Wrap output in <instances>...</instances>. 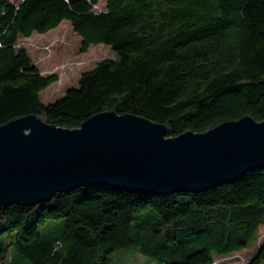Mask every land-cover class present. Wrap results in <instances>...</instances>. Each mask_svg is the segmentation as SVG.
Instances as JSON below:
<instances>
[{"label": "trees", "instance_id": "trees-1", "mask_svg": "<svg viewBox=\"0 0 264 264\" xmlns=\"http://www.w3.org/2000/svg\"><path fill=\"white\" fill-rule=\"evenodd\" d=\"M0 0V126L36 115L74 129L133 114L167 136L264 120V0ZM68 22L83 50L116 59L82 72L52 102L21 39ZM264 226V168L201 192L78 187L32 207H0V264H217L254 247ZM244 264H264V239Z\"/></svg>", "mask_w": 264, "mask_h": 264}, {"label": "water", "instance_id": "water-1", "mask_svg": "<svg viewBox=\"0 0 264 264\" xmlns=\"http://www.w3.org/2000/svg\"><path fill=\"white\" fill-rule=\"evenodd\" d=\"M264 168V120L169 137L163 124L103 112L68 129L26 115L0 126V207H32L78 187L201 192Z\"/></svg>", "mask_w": 264, "mask_h": 264}, {"label": "rangeland", "instance_id": "rangeland-1", "mask_svg": "<svg viewBox=\"0 0 264 264\" xmlns=\"http://www.w3.org/2000/svg\"><path fill=\"white\" fill-rule=\"evenodd\" d=\"M11 1L17 4L21 0ZM103 8L104 0H98L94 9L99 11ZM19 44L28 50L41 74L56 73L58 76L56 82L40 93V97L45 103L55 101L68 88L76 87L79 75L90 70L98 61L117 58L116 54L104 44L92 45L83 50L80 38L66 21L46 34H33L29 38L21 39ZM263 239L264 226L259 229L258 240L254 247L243 249L230 257L217 259V264L246 263ZM135 260L136 264H141L144 261L139 255L135 256Z\"/></svg>", "mask_w": 264, "mask_h": 264}, {"label": "built area", "instance_id": "built-area-1", "mask_svg": "<svg viewBox=\"0 0 264 264\" xmlns=\"http://www.w3.org/2000/svg\"><path fill=\"white\" fill-rule=\"evenodd\" d=\"M46 48H48V47H46Z\"/></svg>", "mask_w": 264, "mask_h": 264}]
</instances>
